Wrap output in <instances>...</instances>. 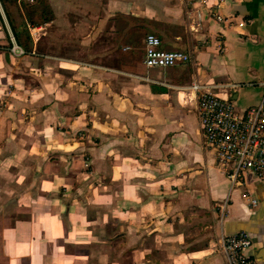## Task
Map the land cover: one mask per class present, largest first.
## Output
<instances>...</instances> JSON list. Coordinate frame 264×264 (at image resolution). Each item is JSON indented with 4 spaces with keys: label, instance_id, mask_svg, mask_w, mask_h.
<instances>
[{
    "label": "crops",
    "instance_id": "0c3cea01",
    "mask_svg": "<svg viewBox=\"0 0 264 264\" xmlns=\"http://www.w3.org/2000/svg\"><path fill=\"white\" fill-rule=\"evenodd\" d=\"M60 4L75 35L58 50L56 19L22 57L0 20V264H227L223 235L241 230L264 264V181L232 187L191 87L263 101L264 0ZM148 33L192 60L147 68Z\"/></svg>",
    "mask_w": 264,
    "mask_h": 264
},
{
    "label": "built area",
    "instance_id": "2783aa9c",
    "mask_svg": "<svg viewBox=\"0 0 264 264\" xmlns=\"http://www.w3.org/2000/svg\"><path fill=\"white\" fill-rule=\"evenodd\" d=\"M0 15L9 30L1 0ZM30 30L33 37L42 32V28L37 25ZM9 38V52L12 56L22 57L29 53L10 30ZM161 45L162 40L158 35L147 34L144 53L147 68H166L192 60L191 55L185 51L166 50ZM191 87L196 93L204 140L214 152L216 162L224 168L232 187L242 184L246 173H252L264 181V99L259 105L240 111L230 98L207 90L199 82ZM256 203L253 200V204ZM222 243L227 264H260L250 255L253 239L248 231L225 234Z\"/></svg>",
    "mask_w": 264,
    "mask_h": 264
},
{
    "label": "rangeland",
    "instance_id": "374dc122",
    "mask_svg": "<svg viewBox=\"0 0 264 264\" xmlns=\"http://www.w3.org/2000/svg\"><path fill=\"white\" fill-rule=\"evenodd\" d=\"M1 3L4 8L6 19L9 25V30L15 35L17 40L19 39L21 41V44L24 45L28 52L33 50V40L39 38L38 36H32L30 28L34 25L42 24L46 20H50L51 18L56 19V21L49 24H43L45 26V30L43 31V34H45L43 35V37H48L53 44L52 46H54L56 50L66 44L64 41H60V38L65 39V36H70V39H74L73 36L75 35V31L73 26L70 27L61 25V20L67 18L66 16H70V18L74 20V13L72 11H66L60 8V3H62V0H34V2H29L28 0H1ZM82 14L84 23L86 21L88 23L84 24L82 33H89L91 29L89 26V11L83 12ZM116 19L123 21V18L120 17ZM0 20L4 24L1 15ZM138 26L139 29H137V32H140V34H142L143 25L137 24L136 28H138ZM6 29L8 30V28ZM39 34H41L42 36V32ZM68 44L73 48L74 43L69 42ZM114 48H116V45ZM95 49H98V44H85L83 46L84 58L90 61L94 60V58H89V55H91L92 50Z\"/></svg>",
    "mask_w": 264,
    "mask_h": 264
},
{
    "label": "water",
    "instance_id": "95a60500",
    "mask_svg": "<svg viewBox=\"0 0 264 264\" xmlns=\"http://www.w3.org/2000/svg\"><path fill=\"white\" fill-rule=\"evenodd\" d=\"M258 257L264 259V249L260 252V254L258 255Z\"/></svg>",
    "mask_w": 264,
    "mask_h": 264
},
{
    "label": "trees",
    "instance_id": "16d2710c",
    "mask_svg": "<svg viewBox=\"0 0 264 264\" xmlns=\"http://www.w3.org/2000/svg\"><path fill=\"white\" fill-rule=\"evenodd\" d=\"M18 41L21 43V41L18 39Z\"/></svg>",
    "mask_w": 264,
    "mask_h": 264
}]
</instances>
